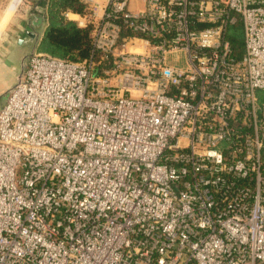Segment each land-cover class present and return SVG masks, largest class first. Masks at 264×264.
<instances>
[{
	"label": "built area",
	"instance_id": "built-area-1",
	"mask_svg": "<svg viewBox=\"0 0 264 264\" xmlns=\"http://www.w3.org/2000/svg\"><path fill=\"white\" fill-rule=\"evenodd\" d=\"M81 1L0 111V264H264V0Z\"/></svg>",
	"mask_w": 264,
	"mask_h": 264
},
{
	"label": "crops",
	"instance_id": "crops-1",
	"mask_svg": "<svg viewBox=\"0 0 264 264\" xmlns=\"http://www.w3.org/2000/svg\"><path fill=\"white\" fill-rule=\"evenodd\" d=\"M7 1L0 0V111L6 105L8 94L16 85L24 67L25 58L21 61L17 48L27 45L31 49L33 47L32 53L38 52L39 43L48 27L49 0H25L19 11L22 3L18 0L13 13H8L7 6L4 8ZM72 17L66 19L76 22V17ZM28 27L32 28L35 39L27 35Z\"/></svg>",
	"mask_w": 264,
	"mask_h": 264
},
{
	"label": "trees",
	"instance_id": "trees-1",
	"mask_svg": "<svg viewBox=\"0 0 264 264\" xmlns=\"http://www.w3.org/2000/svg\"><path fill=\"white\" fill-rule=\"evenodd\" d=\"M48 27L38 46V53L47 54L68 62L80 63L91 57L92 27H80L68 21L65 13L72 12L85 16L88 7L81 0H49ZM229 38L237 52L243 51V34L240 27L232 28ZM100 56L95 57L99 60Z\"/></svg>",
	"mask_w": 264,
	"mask_h": 264
},
{
	"label": "rangeland",
	"instance_id": "rangeland-1",
	"mask_svg": "<svg viewBox=\"0 0 264 264\" xmlns=\"http://www.w3.org/2000/svg\"><path fill=\"white\" fill-rule=\"evenodd\" d=\"M24 2H25V0H23V2L20 5L18 11L21 9V7H23ZM8 5H9V0L7 1V3L4 6V8L6 6L8 7ZM32 49H33V47H32ZM32 49L29 46H27V45H24V46H21V47L17 48V53H18L17 55H19V58H21V61H22L23 58H25V61H27L28 56H30L32 54ZM167 61L171 65L185 67V56L183 54H181V53L173 54V55L168 56ZM259 95L263 96V93L259 92Z\"/></svg>",
	"mask_w": 264,
	"mask_h": 264
},
{
	"label": "clouds",
	"instance_id": "clouds-1",
	"mask_svg": "<svg viewBox=\"0 0 264 264\" xmlns=\"http://www.w3.org/2000/svg\"><path fill=\"white\" fill-rule=\"evenodd\" d=\"M18 2V0H9V5H8V13H13L15 11V4ZM20 3L23 2V0H19Z\"/></svg>",
	"mask_w": 264,
	"mask_h": 264
},
{
	"label": "water",
	"instance_id": "water-1",
	"mask_svg": "<svg viewBox=\"0 0 264 264\" xmlns=\"http://www.w3.org/2000/svg\"><path fill=\"white\" fill-rule=\"evenodd\" d=\"M32 28L31 27H28L27 28V35L29 36V37H32L33 39H35L36 38V35L34 34V33H32Z\"/></svg>",
	"mask_w": 264,
	"mask_h": 264
}]
</instances>
